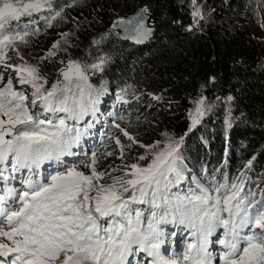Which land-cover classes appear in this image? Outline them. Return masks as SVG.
Segmentation results:
<instances>
[{
    "label": "snow or ice",
    "instance_id": "snow-or-ice-1",
    "mask_svg": "<svg viewBox=\"0 0 264 264\" xmlns=\"http://www.w3.org/2000/svg\"><path fill=\"white\" fill-rule=\"evenodd\" d=\"M191 3L192 16L203 19L197 0ZM44 11L50 13L41 17L48 27L62 14V10H53V0H0V66L11 68L20 85H29L34 90L32 107L40 101L43 109L41 113L32 111L26 103L28 96L15 90L11 78L5 84L0 74V181L6 185L16 179V173L27 172L20 180L22 188L5 186L0 194V264H130L128 258L139 252L151 257L149 264H264V190L259 199L254 191L245 192L244 172L239 182L229 184L225 176L224 182L209 188L193 177L194 188L180 189L186 180L180 153L183 138L162 148L159 142L140 144L151 154L150 162L127 165L124 175L113 177L111 183L102 182L110 173L97 170L96 151L84 153L90 162L65 164L64 157L78 155L72 149L92 126L76 128L71 135L73 127L67 123H79L89 114L83 99L85 89L93 86L84 67L70 61L61 70L64 86L57 84L48 90L37 66L27 61L7 63L8 51L15 50L18 42L26 44L33 34L29 25L37 22L20 25L21 18ZM147 13L145 7L130 19H118L113 28L123 29L124 39L142 44L152 35L145 23ZM59 48V43L53 44V49ZM55 55L49 51L44 59ZM104 64L101 59L90 67L103 71ZM73 87L78 89V97ZM96 103L90 99V105ZM197 103L193 128L204 115V101ZM97 110L92 108L93 116ZM116 127L133 144L138 143L119 124ZM115 143L123 159L125 146L118 137ZM148 158L142 155L139 160ZM48 162H55L56 169L44 176L39 169ZM81 166L90 174L81 171ZM246 167H251V161ZM168 223L183 226L194 237L182 253L161 252V225ZM215 245L220 248L218 253L210 251Z\"/></svg>",
    "mask_w": 264,
    "mask_h": 264
},
{
    "label": "trees",
    "instance_id": "trees-1",
    "mask_svg": "<svg viewBox=\"0 0 264 264\" xmlns=\"http://www.w3.org/2000/svg\"><path fill=\"white\" fill-rule=\"evenodd\" d=\"M225 3L228 11L219 9ZM205 5L210 16L197 24L189 0H53V10H62L61 16L51 27L41 19L50 15L48 11L22 17L20 25L37 22L29 25L33 34L26 38V45L18 46L25 51L24 56L33 58L39 39L72 30L71 61L79 62L92 80L110 90L105 132L122 123L154 133L177 134L191 155L180 189L194 188L193 177L209 188L224 182L225 176L229 184L239 182L244 172L245 192L254 191L259 199L264 190V38L252 27L238 23L237 18L264 17V0H206ZM145 7L155 23L152 39L142 46L123 40L113 30L114 22ZM8 57L11 61L13 55ZM101 59L105 60L103 71L93 70L90 66ZM39 65L49 82H64L60 63L46 59ZM127 95L130 98L123 104L120 97ZM201 99L205 103V130L193 128L190 122ZM146 103L150 109L140 112ZM229 120L230 124L226 123ZM67 123L72 127L70 120ZM78 128L84 130L85 126ZM71 135H75L74 128ZM82 137L83 143L90 141L85 134ZM99 145L98 152L111 151L108 144ZM79 150L80 145L72 149L74 153ZM249 161L250 168L246 167ZM51 168L56 169L55 162ZM48 173L47 168L45 175ZM16 176L21 179L23 173ZM161 228L163 237L170 239L173 232L168 224ZM176 233L177 238L182 236L179 247L182 240H194L183 226ZM210 251L219 252L220 248L215 245Z\"/></svg>",
    "mask_w": 264,
    "mask_h": 264
},
{
    "label": "rangeland",
    "instance_id": "rangeland-1",
    "mask_svg": "<svg viewBox=\"0 0 264 264\" xmlns=\"http://www.w3.org/2000/svg\"><path fill=\"white\" fill-rule=\"evenodd\" d=\"M205 2L206 0H197V5L200 7V11L203 16V19H200L198 17L196 18L197 24L200 23V21L202 20L206 21L208 17L210 16V11H209L210 9L209 8L206 9ZM189 6H190V9L193 11L191 0H189ZM228 7H229V4L225 3V6L219 9H224L225 11H228ZM237 20H238V23H241L244 27H247V26L252 27L255 31L260 33L261 37L264 38V17L261 14H256L254 16H240L237 18ZM72 37H73L72 30L71 31L69 30L63 33L52 32L51 34H49L48 37L41 38L37 41L38 46L36 50L32 51L31 53L32 56H34L33 58L31 56L26 57L23 55L25 51L20 49V47L18 46V43H19L18 42L15 50H12V49L9 50L8 55H11V57L13 55V58L11 59V61H7V63L12 64V65H17V64L23 63L24 61H27L30 65L37 66L41 72L39 63L41 62V60L43 61L46 60L44 59V57L47 56V53L49 51H54L56 52V55L52 57H48L47 61H49L50 63H53L56 61L62 65L63 69H66L67 64L71 61V55L69 53V50L71 47ZM55 43H59L60 45L59 49H53V44ZM17 51L20 53V55H17ZM21 56L23 57V60H21ZM0 74L3 75L5 84L7 83V80L11 78L13 80L14 88L17 91H23L25 95L28 96V100L26 103L29 105L32 111L37 112V113L43 112V109L40 107V101H37V105L34 108L32 107L31 101L32 99H34L32 95L34 90L29 85H20L16 79V73L11 68L4 69L2 66H0ZM41 74L43 75L44 73L42 72ZM43 77L47 81V83L44 84V89L50 90L53 85H57V84H59L61 88L64 86L65 82L54 84L52 82H49L48 75H45ZM61 78L63 79L62 75H61ZM88 83H90L93 87L91 89H85L83 104L86 108H88L89 114L84 116L83 119L79 123H77L74 120H70V124L74 128V130L75 128L83 127V126L86 127L87 125L91 124L92 126L87 128V132L85 134L87 136L86 138L89 137L90 141L83 143V137H81L80 150L76 152L78 153V155L66 156L63 158L66 165L80 164L81 161L90 162V161H87V158L85 157L84 153L87 152L90 155L92 151L98 152V150L102 147L99 144H102L103 146L108 144L111 147L110 152H112L113 155L111 156L106 155L107 152L103 149L102 151L98 152L97 153V158H98L97 170L110 173V175L105 176L102 182L111 183L113 177L124 175V171L128 170L126 168L127 165H131L133 163H139L142 166H146L150 162L151 154L145 148H141L139 146L140 144L147 146V145H153L159 142L160 148H162L165 144L169 142H172V141L179 142L181 140V138H179L177 134H174L171 132L154 133V132H150L151 131L150 129H147V128L143 129V127L141 126H136V125L130 126V125H124L122 123L114 124L112 128L108 129L105 132V127H106L105 120L108 119L105 117H108L109 116L108 113L110 112L109 108L106 105L111 106V100H112V97L110 95V90L108 88V85L104 83L98 84L97 82L92 80L90 77H89ZM0 87H3V84H0ZM73 93H75L77 97L79 96V91L75 87H73ZM129 98H130L129 95L120 97L123 104H126ZM90 99L97 101V103L94 105L98 107V110L95 112V116L92 115V108L94 106L90 105ZM210 105L214 109V105L212 102H210ZM197 107H198V103L195 106V109L192 110L191 112V119H190L191 123H192V114H195V110ZM149 109L150 107L148 103H146L142 107L140 112H145V111H148ZM47 115L51 116L52 114L48 113ZM56 115L65 116L64 113H57ZM202 118L203 117L200 118V122L195 127L205 130L206 127H204ZM112 123H115V122H112ZM117 124H119L120 128L127 131L130 136L134 137V139L138 141V143L133 144L132 141H129L128 138L125 137L123 133L120 132V130L116 127ZM117 137L120 139L121 144L125 146L123 159L120 158V148L115 143V138ZM184 143L185 141L183 139V144L180 147V153L183 156V164L186 167L190 163L191 155H190L188 148L187 149L183 148ZM95 145H98L97 149H95ZM158 150L159 149H154L153 151H158ZM142 155L148 156L149 158L147 160L141 161L139 160V157ZM51 164L52 162L43 164L41 168L39 169L40 173L44 176H47L49 174L48 173L47 175H45V171L47 168L49 172L54 171V169L51 168ZM80 170L84 171L86 174H90V170L83 168L82 166ZM23 176L24 177L27 176L26 170L23 172ZM2 182L3 181H0V184ZM133 207L146 209L148 205H133ZM168 228L169 230H172L173 234L171 235L170 239L169 238L166 239L164 237L161 238L164 241L161 247V252L165 255H170L175 252L182 253L185 250L187 241H184L181 247H177L178 240L179 238L182 237L181 235H179L181 237H178V238L176 237L177 236L176 229L178 227L171 223H168ZM221 232H222V229L218 230L217 236H219ZM4 242L9 243L7 240H5ZM189 242L190 241H188V243ZM167 248H169L170 250H168ZM128 259H129L130 264H137V262L138 264H149L151 257H146V253L139 252L135 254L134 256H130Z\"/></svg>",
    "mask_w": 264,
    "mask_h": 264
},
{
    "label": "water",
    "instance_id": "water-1",
    "mask_svg": "<svg viewBox=\"0 0 264 264\" xmlns=\"http://www.w3.org/2000/svg\"><path fill=\"white\" fill-rule=\"evenodd\" d=\"M141 9H143V8L138 9L134 14H132V15H130V16H128V17H125L124 19H130V18H132L133 16H135L136 14H138V13L140 12ZM115 22H116V21H115ZM115 22H114V23H115ZM145 23H146V26H148V27H150V28L152 29V35H151V37H150L148 40H146L144 43H142V44H137V45H140V46L147 44V43L152 39L153 34H154V30H155V23H154V20H153V15L150 13L149 9H148V13L146 14ZM113 25H114V24H113ZM113 30L116 31V32L118 33V35H120V37H121L123 40L133 42L132 40H126V39L123 38V35H124V33H123V29H121V28H113ZM133 43H134V42H133ZM135 44H136V43H135Z\"/></svg>",
    "mask_w": 264,
    "mask_h": 264
},
{
    "label": "bare ground",
    "instance_id": "bare-ground-1",
    "mask_svg": "<svg viewBox=\"0 0 264 264\" xmlns=\"http://www.w3.org/2000/svg\"><path fill=\"white\" fill-rule=\"evenodd\" d=\"M82 170V169H81ZM125 170V169H124ZM122 174V173H121ZM179 242V241H178ZM180 243H182V245H183V243H184V241L182 240V241H180ZM178 246V245H177ZM179 247V246H178ZM168 250H170L169 248H167ZM137 264H138V262H137Z\"/></svg>",
    "mask_w": 264,
    "mask_h": 264
}]
</instances>
